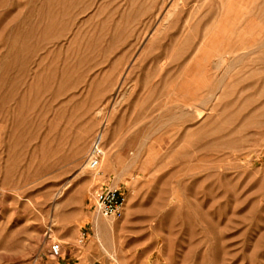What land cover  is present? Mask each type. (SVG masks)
Returning a JSON list of instances; mask_svg holds the SVG:
<instances>
[{
    "label": "rangeland",
    "instance_id": "obj_1",
    "mask_svg": "<svg viewBox=\"0 0 264 264\" xmlns=\"http://www.w3.org/2000/svg\"><path fill=\"white\" fill-rule=\"evenodd\" d=\"M122 263L264 264V0H0V264Z\"/></svg>",
    "mask_w": 264,
    "mask_h": 264
},
{
    "label": "built area",
    "instance_id": "obj_2",
    "mask_svg": "<svg viewBox=\"0 0 264 264\" xmlns=\"http://www.w3.org/2000/svg\"><path fill=\"white\" fill-rule=\"evenodd\" d=\"M104 155L102 141L97 138L88 158V168L96 171L100 166V161ZM96 208L108 218H121L124 215L126 197L121 188L105 187L98 190L95 194ZM83 241H80L82 243ZM53 257L59 259L63 256L61 243H54L51 247Z\"/></svg>",
    "mask_w": 264,
    "mask_h": 264
},
{
    "label": "bare ground",
    "instance_id": "obj_3",
    "mask_svg": "<svg viewBox=\"0 0 264 264\" xmlns=\"http://www.w3.org/2000/svg\"><path fill=\"white\" fill-rule=\"evenodd\" d=\"M98 138H100L101 141H103V140H104V134L101 133V134L99 135ZM102 144H103V143H102ZM103 152H104V154H105L104 149H103ZM109 156H110V155H109ZM99 167H100V166H99ZM98 169H99V168H98ZM98 169H97V170H98ZM97 170H96V171H97ZM94 175H96V174H94ZM99 221H100V220H99ZM106 221H107V220H106ZM101 222H102V221H101ZM98 223H99V222H98ZM99 224H100V223H99ZM99 224H98V225H99ZM108 224H109V222H108ZM98 238L101 239V231H100L99 229H98ZM102 243H103V242H102ZM108 253H109V252H108ZM115 259H116V258H115ZM122 264H123V263H122Z\"/></svg>",
    "mask_w": 264,
    "mask_h": 264
}]
</instances>
